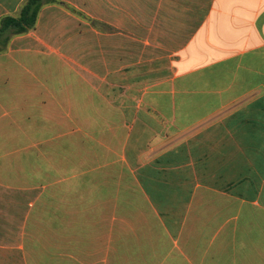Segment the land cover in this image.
I'll return each instance as SVG.
<instances>
[{"label": "crops", "instance_id": "obj_1", "mask_svg": "<svg viewBox=\"0 0 264 264\" xmlns=\"http://www.w3.org/2000/svg\"><path fill=\"white\" fill-rule=\"evenodd\" d=\"M59 1L113 32L0 52V264H264V0Z\"/></svg>", "mask_w": 264, "mask_h": 264}, {"label": "trees", "instance_id": "obj_2", "mask_svg": "<svg viewBox=\"0 0 264 264\" xmlns=\"http://www.w3.org/2000/svg\"><path fill=\"white\" fill-rule=\"evenodd\" d=\"M54 0H49L53 2ZM44 0H26L18 17L6 16L0 21V39L5 37L6 43L15 36L29 33L37 24Z\"/></svg>", "mask_w": 264, "mask_h": 264}, {"label": "rangeland", "instance_id": "obj_3", "mask_svg": "<svg viewBox=\"0 0 264 264\" xmlns=\"http://www.w3.org/2000/svg\"><path fill=\"white\" fill-rule=\"evenodd\" d=\"M44 1H45V5L55 4V5L59 6L60 8H62L64 10V13H65L66 21L69 22V23H72L73 21H76V22H81L82 21V22H86V23L88 22V23L92 24V26L94 28H96L98 30H102L104 32H113L112 27L100 23L98 19L91 18L90 16L84 14L83 12L74 9L73 7H71V5H69L67 3H63V2H61L59 0H54L53 2H49V0H44ZM22 7L23 6H21V8L16 13H12L11 15H6V16L18 17L20 12H21ZM114 15L115 14H112V16H109V17L111 19L115 18ZM120 15H122V14H119V16ZM6 16H4V17H6ZM4 17H2L0 19V21ZM62 17H63V15H62ZM123 17H124V21H125L127 19V16H123ZM8 44L9 43H6L5 37H2L0 39V52L4 51L7 48Z\"/></svg>", "mask_w": 264, "mask_h": 264}]
</instances>
